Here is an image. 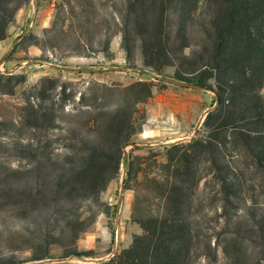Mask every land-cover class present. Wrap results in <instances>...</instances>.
Masks as SVG:
<instances>
[{
	"label": "trees",
	"instance_id": "1",
	"mask_svg": "<svg viewBox=\"0 0 264 264\" xmlns=\"http://www.w3.org/2000/svg\"><path fill=\"white\" fill-rule=\"evenodd\" d=\"M24 1L0 0V40ZM199 1L128 0L126 15L118 18L130 68L137 69L139 42L142 70L173 65L176 79L214 93L200 135L157 144L160 150L152 157L124 155L132 135L141 130L135 126L134 106L152 97L151 81L136 82L132 102L113 108L98 103L107 100L106 93H94L91 103L81 93L67 113L73 123L64 128L58 147L46 132L55 124L57 108L29 101L32 135L28 143H18L19 156H28V195L16 201L28 208L32 225L28 264L91 254L78 250L75 240L94 224L99 193L121 166L123 188L136 193L132 213L142 232L107 260L72 264H196L199 259L211 264L219 257L238 264L245 239L261 252L256 264H264V0H203L197 11ZM108 45L109 40L104 51ZM187 63L191 68L184 67ZM21 80L0 72V85ZM56 81L50 77L40 83L52 87ZM61 93L66 99L65 86ZM200 185L202 203L194 209ZM147 198L157 201L156 212L142 210ZM208 213L217 220L212 234L199 224ZM51 246L60 250L56 257ZM0 264L18 263L2 259Z\"/></svg>",
	"mask_w": 264,
	"mask_h": 264
},
{
	"label": "rangeland",
	"instance_id": "2",
	"mask_svg": "<svg viewBox=\"0 0 264 264\" xmlns=\"http://www.w3.org/2000/svg\"><path fill=\"white\" fill-rule=\"evenodd\" d=\"M127 3L128 0H25L13 13L6 36L0 40V72L16 74L22 80L18 84L12 81L0 85V261L8 259L28 264L32 253L28 208L16 202L28 195V156H19L18 143H28V137L32 135L28 126L29 101L57 108L55 124L46 132L52 139V146L58 147L64 128L73 123V117L67 113L77 105L81 93L89 103L94 100V93L100 97L106 93L107 100L98 103L104 102L113 108L123 101L132 102V88L136 82L151 81L155 85L152 97L134 106L137 109L135 126H140L141 130L132 135L124 147V155L152 157L160 150L157 144H169L202 133L205 115L214 106L212 91L176 79L173 65L164 66L160 71L142 70L139 42L134 58L137 69L128 66L121 47L118 18L126 15ZM203 4V0L198 2L197 11ZM10 27H13L11 33ZM4 40L5 43L17 40L10 52H6ZM107 40L108 50L104 51ZM30 45L35 47L36 54L28 53ZM79 53L83 54L80 57L86 58L85 62L74 60ZM188 53L189 49H186L184 54ZM4 59L16 62L7 64L3 63ZM184 67L189 69L191 65L187 63ZM50 77L57 79L54 87L50 82L40 83ZM103 84L108 89L102 90L98 86ZM62 86L67 95L64 100ZM84 118L88 116L84 115ZM124 177L125 169L121 166L99 193L98 202L93 206L98 212L94 224L75 240L78 250H91V254L54 258L51 264L107 260L126 248L133 235L142 232L132 213L136 193L134 189L123 188ZM128 185L131 187L133 183L129 181ZM201 191L200 185L194 209L202 203ZM147 199L141 204L142 210L156 212L157 201ZM208 214L199 224L202 232L212 234L217 220L213 214ZM225 229L221 225L219 230L224 232ZM243 232L248 237L251 235L249 230L242 229ZM239 247L242 258L238 264L257 263L261 252H257L252 241L245 239ZM59 253L57 246H51V256L56 257ZM197 263L207 264L204 259ZM225 263L219 257L211 264Z\"/></svg>",
	"mask_w": 264,
	"mask_h": 264
},
{
	"label": "crops",
	"instance_id": "3",
	"mask_svg": "<svg viewBox=\"0 0 264 264\" xmlns=\"http://www.w3.org/2000/svg\"><path fill=\"white\" fill-rule=\"evenodd\" d=\"M12 28H13V27H10V28H9V33H11ZM20 28H21V27H20ZM7 38H8V37H7ZM7 38H6V39H7ZM19 38H20V37H19ZM19 38H18V39H19ZM6 39H5V40H6ZM8 39H9V38H8ZM18 39H17V40H18ZM5 40H4L3 43L5 44L6 52H10L11 49L13 48V46L16 44V41H17V40H16L15 42H12V43L9 42V41H8V42L6 41V43H5ZM36 52H37V51H36L35 47H33V46H31V45L28 46V53H29V54H36ZM74 60H76V62L80 63V62H85V61H83V60H86V58H85V57H80V56H79V57H76ZM4 62L7 63V64H9V63H14V62H16V61H15V60H11V59H4L3 63H4ZM16 67H19V65H16ZM166 134H168V133H166Z\"/></svg>",
	"mask_w": 264,
	"mask_h": 264
},
{
	"label": "water",
	"instance_id": "4",
	"mask_svg": "<svg viewBox=\"0 0 264 264\" xmlns=\"http://www.w3.org/2000/svg\"><path fill=\"white\" fill-rule=\"evenodd\" d=\"M186 138H179V140H185Z\"/></svg>",
	"mask_w": 264,
	"mask_h": 264
},
{
	"label": "built area",
	"instance_id": "5",
	"mask_svg": "<svg viewBox=\"0 0 264 264\" xmlns=\"http://www.w3.org/2000/svg\"><path fill=\"white\" fill-rule=\"evenodd\" d=\"M43 66V65H42Z\"/></svg>",
	"mask_w": 264,
	"mask_h": 264
}]
</instances>
